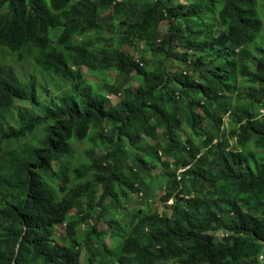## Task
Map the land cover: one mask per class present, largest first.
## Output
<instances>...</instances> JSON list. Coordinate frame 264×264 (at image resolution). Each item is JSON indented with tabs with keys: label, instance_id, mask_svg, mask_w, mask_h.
Returning <instances> with one entry per match:
<instances>
[{
	"label": "trees",
	"instance_id": "16d2710c",
	"mask_svg": "<svg viewBox=\"0 0 264 264\" xmlns=\"http://www.w3.org/2000/svg\"><path fill=\"white\" fill-rule=\"evenodd\" d=\"M263 39L264 0H0V264H259Z\"/></svg>",
	"mask_w": 264,
	"mask_h": 264
},
{
	"label": "rangeland",
	"instance_id": "374dc122",
	"mask_svg": "<svg viewBox=\"0 0 264 264\" xmlns=\"http://www.w3.org/2000/svg\"><path fill=\"white\" fill-rule=\"evenodd\" d=\"M167 27H168V22H164L161 26V31L165 33V30ZM104 33L105 32H103V34ZM263 41H264V39H263ZM125 50L128 52L129 55L133 56L135 59H139L142 54L146 53L145 51L143 52L139 48L133 49V48L129 47V48H125ZM11 56L12 57L5 58L3 61L1 59V61H2L1 64L5 65L8 68H10L11 70H13L17 74L20 81L24 85H26V84H37L40 88L41 86H44L45 84H47L49 82L54 83L55 85L65 84V82L60 80V79H57L56 82H52L50 76L47 75L46 72L39 70L34 64L33 57H28L25 51L12 54ZM21 56H22V60H21L22 62L18 63L17 60H19V58ZM83 72L85 74V72H86L85 68L83 69ZM115 78H116L115 74L109 73L108 82L113 83ZM89 81L92 82L94 80L89 78ZM136 86L137 85H135V87ZM52 91H53V95H55L53 88H52ZM53 95L48 94V93L45 94V96L44 97L42 96V98H41V103L47 104V102H49L50 100H54L52 97ZM117 102H118V98H116L115 96L109 97V107L114 106ZM18 107L23 108V110L32 111L33 106L30 103H27V105L19 104ZM40 114H41L40 112H35V115H37V116H39ZM148 144L149 145L152 144V141H149ZM74 146L78 149V153H76L75 157L79 158V157H81L80 153L85 152V150L88 147V144L85 142L83 144H75ZM100 152L101 151L99 150V153ZM84 156H85V154H84ZM205 173L206 172H204L203 170L200 171V174H202V175H205ZM144 178L148 184L151 183L149 178H147L146 176H144ZM131 197H132L131 203L128 205L127 209H125V211H123L125 213L124 221H126V222L130 219V216L129 215L127 216V212L128 213L133 212L137 208H139L140 201H141L140 193L133 194ZM161 205H162V200L160 198L154 199L153 202L151 203V209H154V210L160 209ZM58 228H59V234H62L65 232L64 225H61ZM106 228H107V224H104V223L100 224V226H99V229H106ZM222 236H223V234L221 233L220 237H222ZM122 239H123V237L119 236V235H109L107 238V242H108V244H110V246H115V245L119 244ZM84 255H85V253L83 254V257H84Z\"/></svg>",
	"mask_w": 264,
	"mask_h": 264
},
{
	"label": "built area",
	"instance_id": "2783aa9c",
	"mask_svg": "<svg viewBox=\"0 0 264 264\" xmlns=\"http://www.w3.org/2000/svg\"><path fill=\"white\" fill-rule=\"evenodd\" d=\"M187 169H180L178 172V178L180 181H182L183 179V173L186 171ZM171 206L174 205V202H170ZM259 264H264V248L262 249V251L258 254L257 256Z\"/></svg>",
	"mask_w": 264,
	"mask_h": 264
},
{
	"label": "clouds",
	"instance_id": "9594fccd",
	"mask_svg": "<svg viewBox=\"0 0 264 264\" xmlns=\"http://www.w3.org/2000/svg\"><path fill=\"white\" fill-rule=\"evenodd\" d=\"M182 169H184V168H182ZM172 201L174 202V199H172L170 202H172ZM170 202L168 203L169 207L174 206V205L171 206ZM174 203H175V202H174Z\"/></svg>",
	"mask_w": 264,
	"mask_h": 264
}]
</instances>
